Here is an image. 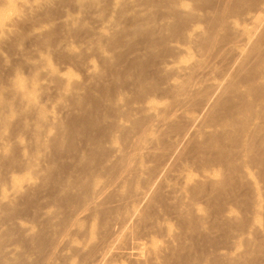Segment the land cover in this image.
Wrapping results in <instances>:
<instances>
[{
  "label": "bare ground",
  "instance_id": "6f19581e",
  "mask_svg": "<svg viewBox=\"0 0 264 264\" xmlns=\"http://www.w3.org/2000/svg\"><path fill=\"white\" fill-rule=\"evenodd\" d=\"M262 2L0 0V14L7 13L0 60L9 51L34 68L10 67L8 77L0 61V212L10 221H0V264H18V251L36 254L27 264H65L59 257L85 221L92 243L72 250L89 259L94 241L105 237L91 264L124 256L130 264H264V13L247 28L240 22ZM56 6L84 16L63 11L69 31L86 29V39L95 31L84 53L71 50L102 59L84 63L83 82L71 63L64 66L75 80L68 69L47 66L52 38L20 27L30 17L39 30L52 28ZM110 9L116 16L102 21ZM25 46L51 54L46 60ZM49 90L51 100L64 102V116L49 110L57 104ZM56 203L67 208L59 229L45 218ZM168 215L200 242L170 249L177 233L168 232L162 245H151ZM22 216L45 220L25 226ZM223 233L230 248L223 252L219 243L210 251L212 237Z\"/></svg>",
  "mask_w": 264,
  "mask_h": 264
},
{
  "label": "rangeland",
  "instance_id": "374dc122",
  "mask_svg": "<svg viewBox=\"0 0 264 264\" xmlns=\"http://www.w3.org/2000/svg\"><path fill=\"white\" fill-rule=\"evenodd\" d=\"M28 1H35V2H40V1H42V0H28ZM113 3V2H112ZM112 3L110 4L111 6H112ZM58 6V5H57ZM57 6L56 7H54V9L55 8H57ZM72 8V7H71ZM68 9V11H69V7L67 8ZM67 9L66 8H63L62 9V6L60 7H58V10L57 9H55V13H58V15H57V20L55 21V24L52 26V28H51V26H49V27H45V28H43L44 30L47 28H49V32L47 31V33H46V30H45V32L43 31V29L42 30H39L40 28L38 27V25H34V24H36V23H34V22H32L31 20H28V19H30V17H28V19L27 18H25V19H23L22 21H20V27L23 29V26H24V29H25V27H26V30H28V28L27 27H30L31 26V28H33V30H28L27 31V33L29 34V32L31 33L30 35H32V32H33V35H34V32H35V30L37 31L36 32V34L39 32V34H40V32L42 31L44 34L43 35H39V37L41 36V38H43V36H47V37H49V39L50 38H52V41H51V39H50V41L51 42H53L51 45L52 46H50V51L52 52L53 50V54H55V55H53V54H51V52H50V54L52 55V57L50 56V54L48 53H46V52H43V51H40V52H36L35 54H34V49H32V48H34L35 46H33V47H26L25 46V48L27 49V50H29V52L31 51V53L33 54V56L35 55H38V57H39V54H40V56H43V57H45V59L47 58V56H50L49 58H47V59H49V60H47V66L48 67H50V68H56V69H59V67H61L59 70H61L62 72L63 71H65V69H68V68H72L71 70H73L72 72H74V73H72V75H74V74H76V75H74L75 76V79H74V76L72 77L70 74V72H71V70L70 69H68L67 70V74L66 73H64L63 72V74H66L65 76L66 77H70L71 78V80H75V81H80V82H83L84 81V79L86 78V72L85 71H87V70H85V66L86 65H95V64H97V62L98 61H100L97 65H100V63L102 64V59H100L101 57H98V61H97V56H99L97 53L95 54V55H93V53L91 52H89L88 54H84V56L82 55L83 53H84V50H83V48L85 49L86 48V43H88V44H90V42L92 41L91 39L92 38H90L91 36L93 37V38H95V31L94 30H91V32H89L88 31V33H90V35L87 37V39H86V37L85 36H87V30L86 29H82V30H79V31H69V29H67V28H65L64 26H63V24L60 22V20H59V17L61 16L62 17V15L67 11ZM56 10H57V12H56ZM66 10V11H65ZM63 11H65L64 13H63ZM67 11V12H68ZM73 11V9H71V11H70V13ZM108 12H109V10H107ZM8 12H9V10H8ZM42 11H40L39 13H41ZM108 12H107V14H106V12H105V15L104 16H106V17H108L109 18V14L111 13V9H110V12H109V14H108ZM69 12H68V14H70ZM79 15V13L78 12H75V11H73V13H71L70 15L71 16H74V17H76L77 18V20H79V19H82L84 16L82 15V13L80 14V16H79V18H78V15ZM264 13V2H262V3H258L256 6H252V7H250L247 11H245L244 12V14L243 15H241V17H240V22L242 23V25H244V26H246V28L248 27V25H252V24H254L255 22H261L262 21V14ZM7 13H5V14H3V16H5ZM67 14V13H66ZM34 15V14H33ZM65 15V14H64ZM2 16V14H0V19H2L1 17H3ZM83 16V17H82ZM101 16H103V14L101 15ZM103 16V17H104ZM110 20L108 19V21L107 20H105V17L103 18L102 17V19H104V20H102V21H106V22H111L113 19H114V17H112V16H116V15H113V14H110ZM4 18V17H3ZM111 18H113L112 20H111ZM27 20V21H26ZM99 20V18L97 17V16H94L93 17V21L94 22H96L97 23V21ZM22 23H24L22 26H21V24ZM25 24L27 25V24H29V25H27V26H25ZM31 24H33V25H31ZM89 27H92V25L91 24H89L88 25ZM39 29H38V28ZM250 27V26H249ZM239 31H240V29H239ZM73 32V33H72ZM77 32H79V33H77ZM68 33H69V35H70V33H71V35L68 37ZM76 33V34H75ZM42 34V33H41ZM73 34H74V36L76 35L77 36V38H76V36L74 37V38H76L75 40L77 41H73L74 39H73ZM80 34V35H79ZM82 34H84L85 36H83ZM238 34H242V32H238ZM82 35V36H81ZM79 36V37H78ZM30 37H32V36H30ZM63 37H65L64 39H62L61 41L59 40L60 38H63ZM81 37H85L84 39L83 38H81ZM80 39V42H79V40H77V39ZM34 39V38H33ZM73 39V40H72ZM81 39H83L82 41H81ZM90 39V40H89ZM38 40L40 41L41 39L40 38H38ZM54 40H56L55 42L56 43H54ZM85 40H87L88 42H86V43H84L85 42ZM57 41L59 42V44H63L64 43V48H63V46L61 47L58 43H57ZM61 42V43H60ZM63 42V43H62ZM83 42V43H82ZM66 43V44H65ZM78 43H79V45H78ZM56 46H55V45ZM81 44V45H80ZM86 44V45H85ZM60 46V49H59V46ZM68 45H69V47H70V51L72 50V47L73 46H79L78 48L80 49V51L81 52H83V53H81L80 51H79V49L77 50V48L76 47H74L73 48V50L76 52V54H77V56H75L76 54H74L75 52H73V51H71V52H73V54H74V56H75V58H76V60L74 59V56H72V53H70L69 54V52L70 51H68V54H67V50H69V48H68ZM67 48H66V47ZM83 46H85V47H83ZM54 47H58V49L57 48H54ZM65 49V50H63V49ZM75 48H76V50H75ZM32 49V50H31ZM83 51H82V50ZM238 50H242V48H237ZM35 50H36V48H35ZM59 50H61V51H59ZM57 51V53H55ZM80 52L79 54L77 53V52ZM92 51V50H91ZM159 51H161V50H159ZM3 52V51H2ZM9 52V51H8ZM7 51H4V54H3V56H4V59L3 60H0V61H3L2 63H5V65L7 66L6 68L7 69H5V66H4V69L7 71H5L4 69H2L3 70V73L4 74H6L8 77L10 76V72L11 71H13V70H11V68L10 67H12V69H14V68H16L17 66H20V67H22L23 68V66H24V68L22 69H20V67H18L21 71V73L22 74H25V72L26 73H28L26 70H28V69H30V68H32V69H34L33 67H30V66H27L26 64H23V62L22 61H20V60H17L16 59V57H17V55L16 56H13L10 52V54L13 56V58L11 57V56H9L10 54L8 53ZM26 52H28V51H25V53ZM5 53H7V54H9V55H6V57H5ZM15 53V52H14ZM38 53V54H37ZM159 53V52H158ZM163 53V51H161V54L159 53V54H156V56H157V59H158V57H159V59H161L162 58V55L164 54H162ZM41 54H43V55H41ZM57 54H59V55H57ZM64 54V55H63ZM65 54H67L66 56H65ZM105 54V53H104ZM63 57H62V56ZM79 55L81 56L80 58L82 59V58H84L83 60H81V61H83V62H81V63H83V65L82 64H80L79 63ZM90 55H91V57H93V58H89L90 57ZM160 55V56H159ZM59 56V57H58ZM65 56V57H64ZM72 56V57H71ZM87 58H86V57ZM94 56H96V57H94ZM37 57V58H38ZM70 57V58H69ZM78 57V58H77ZM13 60H12V59ZM52 58V59H51ZM62 58H64V60L65 59H67V60H65V61H67L66 63H65V61L62 59ZM71 58H73L74 60L73 61H71L72 59ZM96 58V60H93V59H95ZM9 59H11L10 60V62L8 61ZM78 59V60H77ZM89 59V60H88ZM93 61H92V60ZM38 60V59H37ZM50 60H52V61H50ZM61 60H62V62H61ZM86 60H88V61H86ZM13 61H14V64H13ZM29 61H32V60H29ZM48 61H50V62H48ZM75 61V62H74ZM94 61L96 62V63H94ZM20 62H22V63H20ZM58 62V63H57ZM60 62H61V64H60ZM77 62V64L78 65H75V66H77L78 68H76L75 66H74V63H76ZM88 62V64H86ZM1 62H0V67L3 65ZM50 63V64H49ZM69 63H71V64H73V65H69V67H68V64ZM84 63H85V66H84ZM93 63V64H92ZM13 64V65H12ZM23 66H22V65ZM57 64V65H56ZM63 64V65H62ZM8 65H10V66H8ZM26 65V66H25ZM53 67H52V66ZM60 65V66H59ZM67 65V67L68 68H66L65 66ZM80 65V66H79ZM82 65V66H81ZM89 65V66H90ZM97 65H95V66H97ZM15 66V67H14ZM57 66H59L58 68H57ZM62 66H64V67H62ZM72 66H74V68L72 67ZM14 67V68H13ZM30 67V68H29ZM82 67V68H81ZM94 67V66H93ZM100 67V66H99ZM99 67H95L96 69H98ZM62 68H63V70H62ZM32 69L30 70L31 72H32ZM42 70L43 69H41V68H39V71H38V69H37V72L38 73H40V72H42ZM79 70V71H78ZM6 73H5V72ZM68 71H70V72H68ZM28 74H30V73H28ZM69 74V75H68ZM38 75V74H37ZM79 75V76H78ZM87 76H88V74H87ZM73 78V79H72ZM79 78V79H78ZM54 92V91H53ZM52 92V90H49L48 91V97H49V100H50V102L52 101H57V104H55V105H53V106H50V111H51V113L53 112L54 114H56L57 113V115H61V113H62V115L61 116H64V112H63V110H62V106L61 105H58L60 102L62 103L63 101H61L60 100V98H59V96L58 95H56V97L58 98V100L54 97L53 98V100H51L52 99V96H54L55 94V92L53 93ZM52 93H53V95H52ZM51 96V97H50ZM48 97L46 96V99H48ZM54 99H56V100H54ZM45 100V99H44ZM48 100V101H49ZM60 100V101H59ZM47 101V100H46ZM60 103V104H61ZM64 103V102H63ZM54 106H56V108L54 107ZM59 106H61V109H59L60 107ZM53 107V108H52ZM52 108V109H51ZM61 111H59V110ZM53 110V111H52ZM56 110H58V112H59V114H58V112L56 111ZM56 112V113H55ZM2 135V134H1ZM0 135V136H1ZM253 176L255 177V175L253 174ZM4 185V186H3ZM6 184H0V193H1V191L2 190H6L5 189V186ZM43 205H44V203H43ZM66 210H67V208H65L64 206L63 207H61L60 206V204L59 203H56L55 205H50L47 209H45V211H47V213L45 214V218L47 217V216H51L52 217V220H53V222H54V226L56 225V229H59L60 227H61V224L64 222V220L63 219H65V217H66ZM16 214L17 215H20L21 214V210H18L17 212H16ZM4 217H5V213H4V210H2L1 212H0V221H6L8 224L10 223V221L9 220H3L4 219ZM165 218H166V222L163 224V225H161V228H159L157 231L153 228L152 230H151V232L153 233V232H157V234H156V236H153V241L151 242V245H154V246H160V245H162L163 244V242H164V236H165V234L166 233H171V234H176L177 233V235H176V237L174 238V240H173V243L170 245V249H175V248H178V247H180V246H185V244H187V246H194V245H197L199 242H200V239H193V238H191L188 234H185L184 233V230H183V226L179 223V221L178 220H176V219H171V216H165ZM18 220L23 224V225H25V226H28V225H30V226H32L33 227V225L32 224H37L38 225V227L39 226H41L42 225V223H43V221L45 220V219H43V218H41V217H36V218H31V217H25V216H22V217H20V218H18ZM115 223H116V220H111V222H110V226H114L115 225ZM262 223H263V221H262ZM88 225H89V222L88 221H85V222H83V223H81L79 226H78V231L80 230V233H78V234H76V235H74L73 237H72V239L70 240V242H69V246H70V249H69V251H67L66 253H64L62 256H60L59 258H63L64 259V262H65V264H85L86 262H89L90 264H91V262H94L95 261V255L99 252V246H100V244L101 243H103V241L105 240V237H100V238H98V239H96L95 241H94V245H93V248H92V255L90 256V258L88 259L87 257L86 258H84L82 255H80V254H78L77 252H75L74 250H72V248L74 249L75 247H77V246H83V245H86V244H90V243H92V242H90L89 241V239H88V237H86L84 234H83V232L88 228ZM2 226V228H5L6 227V224H2L1 225ZM106 231L105 230H102L101 231V233H105ZM60 236V231L58 230L55 234H53L52 235V238H49L48 237V240H47V244H46V247L44 248V250H47L48 249V245H49V243H50V241H53V240H55L56 238H58ZM227 238H229L230 239V236H228V235H226V234H219V235H215V236H213L212 237V242H214V243H212L211 242V244L209 245V250L210 251H212V247L213 246H215V245H217V244H219V243H221L219 246H222L221 247V249H222V251L224 252L225 250H226V248L227 247H229L230 248V243L226 240ZM130 249L129 248H121V249H119L118 250V253H120V254H124V253H126V252H128ZM33 256H36V254H34V253H31V254H28V253H24L23 251H18L17 252V255L16 256H14V259L15 258H18V264H27L28 262H30L31 260H32V257ZM40 257H41V255H40ZM59 261H57V263H58ZM113 263L112 264H130L127 260H126V257L124 256V257H119V258H117V259H114L113 261H112Z\"/></svg>",
  "mask_w": 264,
  "mask_h": 264
}]
</instances>
